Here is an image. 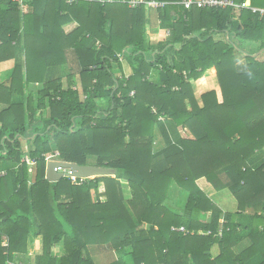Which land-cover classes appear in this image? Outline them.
Wrapping results in <instances>:
<instances>
[{
	"label": "trees",
	"instance_id": "1",
	"mask_svg": "<svg viewBox=\"0 0 264 264\" xmlns=\"http://www.w3.org/2000/svg\"><path fill=\"white\" fill-rule=\"evenodd\" d=\"M160 1L169 35L152 49L142 5L0 0V64L24 58L0 80V172L10 166L0 176V264L25 255L37 237L35 264H95L89 249L97 245L115 253L109 264H264V162L250 164L264 149V51L254 56L264 50V18ZM248 1L235 3L264 8ZM64 66L65 86L48 76ZM209 71L215 88L197 97L194 85ZM32 84L40 85L36 101ZM53 151L115 176L48 182ZM200 179L228 191L236 210L223 212ZM173 185L183 207L170 198Z\"/></svg>",
	"mask_w": 264,
	"mask_h": 264
},
{
	"label": "crops",
	"instance_id": "2",
	"mask_svg": "<svg viewBox=\"0 0 264 264\" xmlns=\"http://www.w3.org/2000/svg\"><path fill=\"white\" fill-rule=\"evenodd\" d=\"M248 3L251 4V0L250 2L248 1ZM145 14H146L145 40H146V44L148 45V47L153 49L157 47L159 42H164L166 40V38L169 35V30L167 28H163L160 26V21L158 19L157 12L155 10L146 9ZM71 27H69V29ZM244 45H246L248 49L252 51L256 50L257 48V46L247 44V43H244ZM263 51L264 50H261L254 55H260L262 54ZM23 61H24L23 55L21 56L19 54L16 61L9 60V61L1 63L0 64V80L6 81L11 76L15 62L23 65ZM67 66L68 67L72 66L73 69L76 70L75 62L72 60L71 57L68 59ZM67 66H64L62 68H54L50 70L48 73L49 78H61L62 83L65 86L66 76L68 73ZM115 71H116L115 74L117 76L121 75L116 68H115ZM122 71L126 77L129 76L131 74V69H130L129 64L125 62V64L122 65ZM76 78L77 79H76L75 87L79 88L80 87L79 79L78 77ZM39 89H40V85L32 84L29 86V90L32 91L33 93V96L35 99L34 101L37 100L36 99L37 92ZM160 141H161V136L157 135V142L160 143ZM22 146L25 152L24 156H26L27 143L23 142ZM263 162H264V149L256 153V155L251 159L250 164L254 167V166H259ZM8 168L10 169V166H8L7 163H4L1 165L2 172H6ZM122 184H125V183L122 182ZM196 184L200 188V190L203 191L207 195V197H209L213 201V203H215L223 212H234L236 210V202L234 201L232 196L229 197L230 195L228 191L224 190L221 192H215L214 190H212L211 186L204 179L198 180ZM176 188L177 187L175 185L172 186L171 191H170V198L174 199L180 196V198L182 199V202H180V204L176 206L180 208L179 206L183 204V201H184L183 198H185V196L183 197V195L180 194V190L178 188L177 190ZM172 206H175L174 203ZM3 245H5V241ZM59 251H60L59 247H54L51 251L52 256H59ZM89 251H90L91 257L94 260L95 264H109L113 262L114 260H116L115 253L112 250H110L107 246H104V245L92 246L90 247ZM41 253H42V239L41 237H37L35 239H31L30 241H28L27 253L25 255L18 256L15 259V261H18L20 263L22 262L23 264H35V259H36L35 257L39 256ZM218 253H219L218 248L216 245H214L210 250V254L212 258H215L218 255Z\"/></svg>",
	"mask_w": 264,
	"mask_h": 264
},
{
	"label": "built area",
	"instance_id": "3",
	"mask_svg": "<svg viewBox=\"0 0 264 264\" xmlns=\"http://www.w3.org/2000/svg\"><path fill=\"white\" fill-rule=\"evenodd\" d=\"M14 2H17L18 4H22V0H13ZM67 5H74L79 2H98V3H121V4H126L129 8L135 9L138 8L139 6H143L145 9H152V10H162L166 4L160 0H61ZM183 7L185 10L189 11L192 6H195L200 9H223V8H233L235 10H240V9H247L249 10L252 14L257 15L259 18H264V8H259V7H252L246 4H237L235 3V0H184L182 3ZM185 19V18H184ZM227 39V36L225 37ZM120 61H123V57H120ZM153 113H155V110H152ZM164 117L161 116L159 117V121H162ZM22 161H24L29 169V173H32L33 171V165L34 162L29 159V157L26 155L22 158ZM45 161L46 164L50 161H57V162H62L59 160L58 153L56 152L55 154H49L45 156ZM65 163V162H63ZM56 173H62L63 178H68L70 179L71 183L73 185H80L81 182L78 181L80 178L73 177L71 169L68 168H60L57 167L54 169ZM5 172H0V176H3ZM172 231L175 232H180V233H186V230L184 227H179L171 228ZM193 234V233H192ZM209 234V232H208ZM218 236L221 235V231L217 232ZM9 264H21L18 261L11 262Z\"/></svg>",
	"mask_w": 264,
	"mask_h": 264
},
{
	"label": "water",
	"instance_id": "4",
	"mask_svg": "<svg viewBox=\"0 0 264 264\" xmlns=\"http://www.w3.org/2000/svg\"><path fill=\"white\" fill-rule=\"evenodd\" d=\"M257 56V55H254ZM68 168L72 171V176L80 179H92L95 177H113L116 171L96 166H80L74 163H63L50 161L46 164L45 179L48 182H58L63 178L62 173H56L55 168Z\"/></svg>",
	"mask_w": 264,
	"mask_h": 264
},
{
	"label": "rangeland",
	"instance_id": "5",
	"mask_svg": "<svg viewBox=\"0 0 264 264\" xmlns=\"http://www.w3.org/2000/svg\"><path fill=\"white\" fill-rule=\"evenodd\" d=\"M241 48L247 50L248 47L246 45H239ZM123 63V61H121ZM116 72V71H115ZM212 72H208L207 73V78L206 79H203L202 81H198L197 83H195L194 85V92H195V95L197 97H199V95L205 91H208L210 89H214L215 88V83H214V79H213V76H212ZM125 76V75H124ZM37 99V98H36ZM35 100V99H34ZM57 151H53L52 153L55 154ZM50 153V154H52ZM58 153V152H57ZM49 155V154H48ZM59 157V155H58ZM2 172V171H1ZM122 186V190H123V195L125 198H129L130 197V193L126 187V184H121ZM177 189V188H176ZM178 190V189H177ZM230 195V194H229ZM231 197V195L229 196ZM179 207H183V204H181ZM21 264H23L21 262Z\"/></svg>",
	"mask_w": 264,
	"mask_h": 264
}]
</instances>
